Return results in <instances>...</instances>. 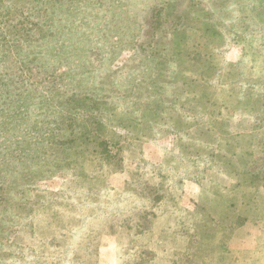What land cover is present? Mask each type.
Returning a JSON list of instances; mask_svg holds the SVG:
<instances>
[{
  "label": "rangeland",
  "instance_id": "1",
  "mask_svg": "<svg viewBox=\"0 0 264 264\" xmlns=\"http://www.w3.org/2000/svg\"><path fill=\"white\" fill-rule=\"evenodd\" d=\"M33 1L6 0L13 13L0 26L12 44L0 32L10 48L0 71L52 91L50 105L87 95L73 115L94 141L77 154V140L75 165L27 183L22 196L0 190V264H264V16L247 30L250 17L225 0H172L147 24L153 3L137 0L148 17L138 32L132 22L131 44L93 39L85 63L63 64L46 87L13 41L23 19L39 18L23 16ZM107 22L79 30L94 38ZM132 39L173 66L146 73ZM81 78L96 89L79 91ZM149 113L160 122L139 137L135 124Z\"/></svg>",
  "mask_w": 264,
  "mask_h": 264
},
{
  "label": "trees",
  "instance_id": "2",
  "mask_svg": "<svg viewBox=\"0 0 264 264\" xmlns=\"http://www.w3.org/2000/svg\"><path fill=\"white\" fill-rule=\"evenodd\" d=\"M136 1L34 0L31 9L22 14L23 16H39V18L35 22L32 18L23 19L24 31L20 38L13 41L17 42L19 48L22 49V56L34 57L31 61L33 62L31 68H36L40 74L44 75L45 81L42 78V85L52 86L53 83H49L51 79H54L51 74L58 71L61 75L60 67L72 66L80 61L85 63V58L89 55L88 45L93 39H104L107 36L111 38L109 47L112 46L118 51L131 44L126 42L125 38L132 34V22L133 32H138L143 25V20L148 17L144 15L149 5L148 2L144 1L146 7L140 8ZM150 1L153 3L151 4L152 13L147 18V24L155 20L159 21L163 12L171 7L172 2V0ZM225 2L241 8V14L239 12L237 16H247V19L250 17L248 24L247 21H243L246 22L243 29H253V24L256 21L255 16H264V0H225ZM230 11L233 12V10ZM12 13L13 9L10 4L6 0H0V23ZM84 17H88L87 20H84ZM93 19L96 20V24H92ZM103 19L108 22L99 29L98 35L94 38H92L94 34L83 33L79 30L80 26L95 27L100 25ZM260 21H264V19L260 18L259 23ZM115 22L118 23L116 27L112 24ZM109 23L112 28L107 30ZM35 24L36 28H34ZM0 32L9 40L6 26H0ZM114 36L118 37L117 41ZM9 42L12 44L10 40ZM132 43L139 45L133 39ZM146 43L151 45L147 41ZM116 45H121V48L117 49ZM9 49L6 43H0V54ZM135 49L141 59L140 66L146 73H152L161 64L165 67L168 64L171 66L174 64L171 55H167V59H161L158 55L159 50L154 51L151 48L145 50V45H139ZM0 69L3 68L0 67ZM32 69L26 66L23 71L30 72L34 70ZM82 72L90 73L91 70L83 68ZM4 73V71L3 73L0 71V80L5 83V86L0 87V190L3 192L7 190L15 195L19 193L22 196L26 191L24 187L27 183L31 185L40 177L54 175L57 172L71 169L75 165L70 151L77 140L80 141L79 147L75 150L77 154L89 149L88 144L94 141L91 132H89V126L75 127L80 123L73 115L75 111V115L78 116L79 110L87 102L85 98L88 96L75 95L71 100H68L69 107L64 103L63 98L56 104L50 105V102L55 99V96L51 95L52 91L48 96H44L45 94L39 90L40 87L38 86V89L30 78L18 82L8 78V75ZM82 83L83 78L75 80L77 89L80 88L79 91L90 90L91 87L87 89L82 86ZM166 86L167 84L164 83L162 91L159 90V92L165 91ZM136 104L137 102L133 103L135 108H132V115L133 111L139 107ZM160 108L161 106L157 104L153 111L158 112ZM149 109L150 107L142 115L144 119ZM158 117L159 115L156 117V113L153 115L151 113L147 117V122L135 124L139 137H144L154 131L155 126L160 122ZM180 120L179 118L176 122L179 125L183 124ZM144 124H147L150 130ZM95 126L100 127V124L96 123ZM179 128L183 129V126ZM48 145L55 146L61 156H51L47 150Z\"/></svg>",
  "mask_w": 264,
  "mask_h": 264
}]
</instances>
